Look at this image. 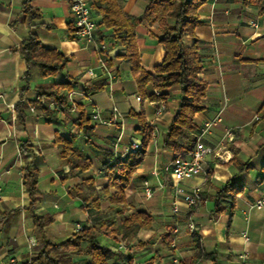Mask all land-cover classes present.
I'll list each match as a JSON object with an SVG mask.
<instances>
[{
    "label": "crops",
    "instance_id": "1",
    "mask_svg": "<svg viewBox=\"0 0 264 264\" xmlns=\"http://www.w3.org/2000/svg\"><path fill=\"white\" fill-rule=\"evenodd\" d=\"M25 1L0 0V264H8L13 257L24 264L42 250L32 215L51 219L42 232L53 243L72 237L78 226L88 227L108 216L112 222H118L117 216L107 213L106 204L98 214L83 209L73 190L87 179H92L96 187L107 185L101 175L102 165L113 157L124 158L131 142H142V126L150 132L154 129L158 136L147 144L143 162L125 191L130 208L126 215L130 216L133 210L142 211L152 218V228L140 229L128 242L104 233L99 241L110 249L125 244L133 264L190 262L199 252L211 258L199 259L194 264H264V209L250 208L264 194V178L260 180L264 176V0L249 5L241 0H208L197 11L199 24L194 35L182 39L187 47L195 44L203 65L198 79L207 84L202 100L204 110L194 118L196 135L203 123L219 116L220 122L202 136V141L216 146L227 128L234 129V138L217 152L224 161L209 157L204 176L180 183L165 172L174 154L162 148L163 137L177 114L180 90L166 91L163 100L141 97L130 65L123 58L125 49L112 39L110 30L97 26L98 40L107 45L105 66L115 77L110 83L92 46L77 40L70 31L74 27L68 0H30L40 14L30 25L22 13ZM148 2L120 0V6L126 16L138 22L135 42L140 65L152 71L165 53L157 41L161 35L157 24L142 21ZM91 14L98 23V11L91 8ZM251 22L257 27H251ZM30 33L37 36L42 46L68 58V63L62 72L46 79L33 70L28 79L29 89L21 93L26 64L17 49ZM66 80L74 81L70 91L75 92L73 101L78 106L74 111L57 108L53 119L37 110L19 107L16 111L9 107L38 100L37 86ZM137 97L141 98L139 102ZM159 102H164L165 110L156 116ZM114 108L122 119L110 126L92 123L94 137L86 143L74 120L81 113L90 118L94 110H99L102 120H109ZM71 134L77 136L74 148L91 162L88 170L70 171L59 157L54 144L56 135ZM234 154L238 160L249 163V171L237 175L236 166L230 162ZM25 167L38 173V199L32 212L28 210L30 199L23 181ZM232 179H237L243 192L236 197L233 207L224 202L220 206L224 211L214 215L215 195ZM146 181L153 191L150 199L143 193ZM195 186L201 188L200 206L188 209L180 200V212L173 215L175 187L189 191ZM189 220L195 226L194 233L187 228ZM164 234L172 239L169 251L163 248ZM69 257L70 264L88 262L81 251H72Z\"/></svg>",
    "mask_w": 264,
    "mask_h": 264
},
{
    "label": "trees",
    "instance_id": "2",
    "mask_svg": "<svg viewBox=\"0 0 264 264\" xmlns=\"http://www.w3.org/2000/svg\"><path fill=\"white\" fill-rule=\"evenodd\" d=\"M208 0H149L142 21L148 25L157 24L161 35L157 38L158 43L164 50V58L152 71L144 70L140 65V56L135 42L136 20L126 16L120 6V0H89L91 8L100 14L97 26L111 31V37L125 49L123 56L130 65L131 75L137 85L141 97L146 96L151 101L163 100L165 92L174 88L180 90L181 96L178 103L177 114L172 120L162 140V148L167 149L176 156H182L193 149L196 125L195 115L204 110L202 100L207 91V84L198 79L203 65L198 57L195 44L187 47L183 44L184 36H193L196 26L199 24L197 17L198 9ZM260 0H241L244 5H249ZM22 13L28 25L40 17L39 12L26 0L22 6ZM74 33L75 28L70 27ZM17 52L26 64V71L22 77L24 86L21 93L29 89L28 79L33 70H36L41 79L55 77L62 72L68 63L65 58L54 49H49L40 43L34 33H30L18 47ZM74 84L72 80L50 86H37L38 100L32 102L22 101L14 106L42 113L44 117L55 118L56 108H48L49 104L61 106L64 110H70L72 105L67 100V95ZM154 91L158 92L155 96ZM141 99V98H140ZM78 106H75L77 109ZM74 125L86 138V143L94 137L95 126L83 113L74 120ZM144 137L141 142L142 149L129 152L124 158L113 157L109 162L102 165L101 175L107 181V185L96 187L92 179L83 181L73 193L80 198L81 206L87 211H96L97 214L103 205H107V213L117 216L119 221L112 222L108 216L104 220L91 222L88 227H82L72 237L61 243H53L45 239L42 229L51 223V219L32 215L34 226L38 231V238L43 243L40 252L31 257L29 264H70V252L81 251L88 257L86 264H133V258L128 251L110 249L103 245L98 237L101 234L117 238L120 241H130L140 229L150 230L152 218L146 213L133 210L130 216L126 213L130 210L126 203L125 191L130 181L143 162L145 148L151 141V132L144 126ZM77 136L68 137L56 135L54 144L59 149V157L70 171H85L91 167L88 158L80 154L74 145ZM24 146H21L22 153ZM237 175L250 169L248 162L238 160L235 154L231 157ZM23 178L29 194L30 205L28 210L32 212L37 199L36 189L38 173L28 167L24 168ZM264 171V170H262ZM208 177V176H207ZM264 178L261 176L260 180ZM243 192V187L232 179L225 183L216 193L213 214H219L222 203L232 204L238 195ZM163 248L166 251L172 248V239L169 234L162 237ZM81 247L84 249L81 250ZM130 251V250H129ZM211 255L198 253L195 260L182 261L171 264H194L199 259H209ZM24 264H28L27 262Z\"/></svg>",
    "mask_w": 264,
    "mask_h": 264
},
{
    "label": "built area",
    "instance_id": "3",
    "mask_svg": "<svg viewBox=\"0 0 264 264\" xmlns=\"http://www.w3.org/2000/svg\"><path fill=\"white\" fill-rule=\"evenodd\" d=\"M216 1V0H213ZM69 2V9L73 18V27L76 29L74 32L75 37L77 40L92 46L93 50L98 56L99 63L102 69L106 72L108 76V81L111 83L115 79V77L107 70L104 62V56L107 54V45L100 42L97 38V24L92 18L91 14V6L89 0H68ZM249 25L253 28L257 27V24L254 22L249 23ZM89 75H93V73L88 70L87 72ZM155 96L158 95L157 91H154ZM75 92H69L67 95L68 102L72 105V108L69 111L75 110V104L73 101V97ZM136 100L139 102L140 97H137ZM1 101V96H0ZM10 109L12 110L14 106L10 105ZM48 108H58L63 109L61 106H58L54 103L49 104ZM31 112H34L33 107H29ZM64 110V109H63ZM165 110L164 102H159L158 107L156 108L155 114L156 116H160L163 111ZM91 123H97L102 126H110L116 123L117 120H121L122 117L117 111V109L112 110V117L109 120H102L100 117L99 110H94L92 115L90 116ZM255 120H259L256 116ZM220 122V117L217 116L211 121H207L203 123L200 132L195 136L194 146L193 149L188 152L184 153L182 156H173L172 161L165 167V172H170L173 179L180 183L183 180L194 179L199 176H204L205 172V163L206 159L209 157H218L217 152L218 150L224 146L225 143L232 141L234 138V129L227 128L224 130V134L222 139L218 142L216 146H209L206 145L202 141V136L209 132V130L216 126ZM157 132L153 129L151 130V140L155 141L157 139ZM142 149V144L139 141L131 142L128 152H136ZM219 158V157H218ZM220 159V158H219ZM224 161L223 159H220ZM153 176L156 177L157 173H153ZM144 190V197L146 199H150L153 195L152 188L150 186V182L146 181L143 184ZM160 188H163V184H159ZM182 200L188 209L196 208L200 206L202 203V196H201V188L200 186H195L189 191H185L180 187H175L174 189V197L171 206V213L173 215H178L179 210V201ZM251 209L261 210L264 209V194L260 196L255 202H253L250 206ZM187 228L190 233L195 232V226L192 221H188ZM82 227L78 226L77 231L81 230ZM31 243V242H30ZM33 245V243H32ZM117 249L120 251H129L130 249L125 244H119ZM245 256H242V258ZM177 261L175 260L174 263ZM30 263V259L27 261ZM8 264H21L20 260L17 258H10Z\"/></svg>",
    "mask_w": 264,
    "mask_h": 264
},
{
    "label": "rangeland",
    "instance_id": "4",
    "mask_svg": "<svg viewBox=\"0 0 264 264\" xmlns=\"http://www.w3.org/2000/svg\"><path fill=\"white\" fill-rule=\"evenodd\" d=\"M102 243H103V245H105L104 242H102Z\"/></svg>",
    "mask_w": 264,
    "mask_h": 264
}]
</instances>
